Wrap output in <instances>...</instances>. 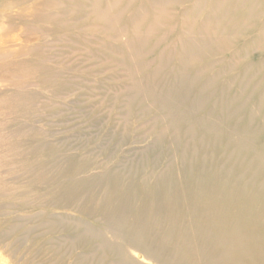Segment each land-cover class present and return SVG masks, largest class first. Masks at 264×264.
Listing matches in <instances>:
<instances>
[{
  "label": "rangeland",
  "instance_id": "obj_1",
  "mask_svg": "<svg viewBox=\"0 0 264 264\" xmlns=\"http://www.w3.org/2000/svg\"><path fill=\"white\" fill-rule=\"evenodd\" d=\"M56 1L62 13H37L29 25L41 34L29 45L38 56L21 57L36 58L40 71L12 91L11 157L0 147V257L119 264L112 249L142 243L172 264H214L225 240L215 236L207 252L184 204L215 183L229 189L225 176L210 177L223 169L230 179L264 173L262 157L234 141L247 131L244 145L264 154V0H140L121 10L125 22L164 12L140 57L110 25L95 32L92 4L108 0ZM108 16L120 20L111 7ZM182 33L196 56L186 69L172 47ZM196 45L212 57L197 60Z\"/></svg>",
  "mask_w": 264,
  "mask_h": 264
},
{
  "label": "bare ground",
  "instance_id": "obj_2",
  "mask_svg": "<svg viewBox=\"0 0 264 264\" xmlns=\"http://www.w3.org/2000/svg\"><path fill=\"white\" fill-rule=\"evenodd\" d=\"M137 2L141 1L108 0L107 3L109 7L106 6L100 8L99 5L97 6V4L93 2L92 14L94 20L100 24L99 29V25L95 27V32L99 31L105 33L108 28L110 29V25L112 31H116L117 36H120L122 39L123 37H127L126 41L129 48L135 52L137 57H140L145 46V40H147V37L145 36H152L153 30L158 27V22L164 12L160 11L155 17L149 20L148 14L141 11L143 12V17L138 18V15L135 14L134 19L132 18L128 22H125L122 15L123 13L121 14L122 16L120 15L121 10L123 12L131 10ZM141 3L147 4L144 0H142ZM59 4L60 3L56 0H0V147L2 146L4 152L3 155L6 158H10L12 151H14L11 133V123L13 120L12 113L14 108L13 100L11 98L12 91L15 88H18L17 85L23 86L25 82L29 80L30 75H38V72L40 71V69H34L35 61L37 59L35 58L34 61L31 62L33 59H30V57L35 53L31 54V48L29 45L31 42L39 40L41 34L31 32L29 25L37 13H41L43 16L48 13L49 10L62 13L64 5ZM110 7L114 9L120 19L118 22H115L113 19V25H111L110 17L108 16V9H110ZM44 17L51 20V17L49 16ZM114 17L116 16L114 15ZM149 21L150 24L148 28H144L145 30L141 29ZM115 24L117 26L119 25V27H117L118 29L115 28ZM189 31L191 33L195 30L191 28ZM182 34L186 36V33ZM187 38L184 39L181 37L175 45L172 46L178 50L177 55H179L183 64L182 69L188 68L190 64L196 60V56L191 54L188 49L191 43H193L192 41H189V38L191 37ZM194 43H197V41ZM232 44L230 43L226 48L230 49ZM196 46L200 47L197 54V60H201L204 57H212L213 54L207 51V45ZM27 54H31L29 58L25 60L21 59V57ZM38 54L39 53L34 56L37 57ZM1 122H3V124L6 123L5 125H2ZM226 130L234 135V132L229 130V128ZM248 135L249 133L247 131L244 132V138H241L239 135H234V141L240 148L241 146L245 147L246 149L244 150L249 152L251 150L254 155L261 156V160H264L262 150L258 152L259 148L256 145L254 149H250L252 145L250 146L247 144L246 147L242 142L245 137H248ZM229 142L231 141L229 140ZM222 171H226V173H214L213 175H210V177L213 181H219L217 178L225 176L227 181H229L226 183L230 185V188L226 189L223 187V182H214L215 186L211 189V192L203 191L204 193L198 192L196 195H189L184 204V206H186V212L197 221V231H201L204 234L203 238L208 240L209 245H207L208 248L206 247L207 252L213 245H215V242L218 239L215 236H219V238L225 240V242L220 245L222 251L218 258H216L214 264H244L243 262H247L245 264H264V173H248V169H245L234 177V179H230V173L227 172L228 169H223ZM248 175H250L248 184L247 182H242L243 178L248 179L246 177ZM258 175L261 177L257 178ZM206 180L211 182L210 179ZM177 205L178 204H176V206ZM172 206L174 205L172 204ZM202 226L204 227L202 228ZM5 232V236L10 234L11 227H7ZM142 246V243L138 244L137 248L124 244L111 251H113L112 254L118 259L119 264H140L136 259L137 256H134L130 251L132 249V251L136 250L141 253L145 251V253H143L144 257L150 262H153V264H172L167 259V261L165 260L164 255H162L158 249H153L148 246L147 249H142ZM0 264L8 263L0 257Z\"/></svg>",
  "mask_w": 264,
  "mask_h": 264
}]
</instances>
